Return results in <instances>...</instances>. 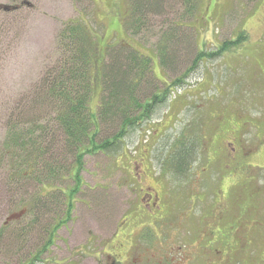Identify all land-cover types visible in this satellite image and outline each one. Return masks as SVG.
Returning a JSON list of instances; mask_svg holds the SVG:
<instances>
[{
  "label": "rangeland",
  "instance_id": "obj_1",
  "mask_svg": "<svg viewBox=\"0 0 264 264\" xmlns=\"http://www.w3.org/2000/svg\"><path fill=\"white\" fill-rule=\"evenodd\" d=\"M97 1L30 0V8L22 5L19 11H0V147L11 122L36 118L42 124H54L56 115L47 114L49 107L35 103V98L43 91L49 68L57 62L58 36L63 27L81 21L102 41L107 39L104 47L112 39L117 42L111 34L107 37L109 27L99 16ZM102 1L105 5L112 2ZM178 1L168 3L173 6ZM197 1L192 15L186 12V6H181L175 16L176 6L169 7L165 16L153 15L138 36L130 28L121 29L117 43L123 40V48L131 54L134 47L139 56L150 58L158 94L166 89L170 92L164 107L129 133L118 152L85 154L78 184L73 178L63 177L47 186L45 172L15 184L9 179L8 164L0 165V264H97L99 250L116 233L121 217L129 210L126 216L133 215L136 202H145L135 182V162L139 158H146L148 168H155L146 177L147 183L156 189L168 183L170 189L189 193L196 173L189 170L181 179L160 175V159L177 137L191 130L202 133L218 115L236 120L242 114L258 124L260 133L264 132V0ZM20 4L0 0V6ZM125 5L130 15V0ZM174 22L182 28L179 33L184 32L178 34L180 39L173 46L175 50L180 46L178 58L163 64L157 47ZM242 35L246 40L238 42ZM229 42L233 45L225 48ZM198 53L208 56L183 83L174 84L192 67ZM102 75L91 102L94 112L102 97ZM102 124L99 142L111 138L119 128L118 123ZM61 158L59 168L66 171L76 163L70 153L61 154ZM78 185L79 191L70 197ZM70 201L72 214L67 218L64 214ZM50 232L54 237L46 249Z\"/></svg>",
  "mask_w": 264,
  "mask_h": 264
},
{
  "label": "trees",
  "instance_id": "obj_2",
  "mask_svg": "<svg viewBox=\"0 0 264 264\" xmlns=\"http://www.w3.org/2000/svg\"><path fill=\"white\" fill-rule=\"evenodd\" d=\"M169 1L130 0V17L125 27L134 30V35L138 36L153 15L165 16V12L170 11L169 7L174 6L177 8L174 16L181 6H186V12L192 15L195 14L198 4L197 0H179L172 6ZM172 24L174 25L163 34L157 47L163 64L168 59H171L170 62L176 61L180 46H176L177 50L173 46L180 39L179 35L184 33H179L178 30L182 28L178 23ZM58 40L57 62L49 68L43 91L35 98V103L49 107L47 114L56 115L53 127L42 124L36 118L29 122H11L8 136L0 147V165L8 164L9 179L15 184L26 177L35 178L40 172H45L47 186L59 182L63 177L73 178L78 184L85 154L109 155L118 152L124 138L152 120L158 110L168 102L170 91L166 89L158 94L159 89L152 79L151 59L139 56L134 47H131L134 50L131 54L123 48L125 44L117 43L113 39L104 47L102 43L107 39L102 41L93 28L81 21H74L63 27ZM243 40H246L244 35L238 38V42ZM186 41L189 43L190 40ZM228 45L233 43L229 42L224 47ZM210 55L212 57L214 54ZM207 56L198 53L192 67L176 79L174 84L183 83V79L193 73ZM108 60L110 62L107 64ZM99 72L103 73V89L98 111L94 112L91 102L99 84ZM102 123H118L119 128L111 138L99 142L98 133ZM191 132L177 137L170 150L163 155V160L160 159L163 175L181 179L198 159L197 149L202 142L201 133L193 130ZM66 153L76 158V163L67 171L59 168L61 154L65 156ZM40 184L43 185L44 182ZM78 189L79 185L71 191L70 197H74ZM62 192L67 198L66 193ZM72 206L73 201H70L64 214L67 218L71 217ZM50 234L46 249L51 247L54 237L53 232Z\"/></svg>",
  "mask_w": 264,
  "mask_h": 264
},
{
  "label": "flooded vegetation",
  "instance_id": "obj_3",
  "mask_svg": "<svg viewBox=\"0 0 264 264\" xmlns=\"http://www.w3.org/2000/svg\"><path fill=\"white\" fill-rule=\"evenodd\" d=\"M125 2L97 1L107 37L117 42L130 17ZM237 118L213 116L201 133L189 193L168 183L156 189L146 182L154 165L135 162L145 202L121 217L97 264H264V132L252 118Z\"/></svg>",
  "mask_w": 264,
  "mask_h": 264
},
{
  "label": "water",
  "instance_id": "obj_4",
  "mask_svg": "<svg viewBox=\"0 0 264 264\" xmlns=\"http://www.w3.org/2000/svg\"><path fill=\"white\" fill-rule=\"evenodd\" d=\"M22 5H25L28 8L31 7V4H29V3H23ZM18 10H19V8L17 6H13V5H9V6L1 5L0 6V11H4L6 13L15 12V11H18Z\"/></svg>",
  "mask_w": 264,
  "mask_h": 264
}]
</instances>
